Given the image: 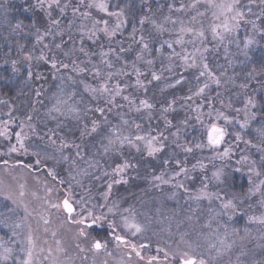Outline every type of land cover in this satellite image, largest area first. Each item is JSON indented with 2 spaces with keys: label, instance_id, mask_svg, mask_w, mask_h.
<instances>
[{
  "label": "snow or ice",
  "instance_id": "obj_1",
  "mask_svg": "<svg viewBox=\"0 0 264 264\" xmlns=\"http://www.w3.org/2000/svg\"><path fill=\"white\" fill-rule=\"evenodd\" d=\"M259 5L262 11L257 15L250 5L242 4V0H180L178 4L168 5V13L163 15L162 22L154 18L155 14L149 6L148 14L137 21L140 28L133 26L131 33L125 37L124 30L129 21L119 0L114 3H110V0H34L31 7L45 13L47 24L43 29L33 25L36 44L41 46V50L36 56L29 52L24 58L29 62L36 60L50 64L58 74V91L51 96V107L46 113L49 119L56 121V127L48 128L45 124L44 134L41 135L33 123V113L37 111L34 105L21 119L14 115V105H10L7 100H0V104L9 105L8 111L3 114L6 119H0V158H3V165L15 168L18 164L13 162L10 165L8 157L13 154L27 155V142L34 136L40 139L46 136L55 145V152L46 155L45 159L54 160L55 165L66 166L69 184L74 181L77 186L86 188L87 195L73 200L69 192L66 198L57 203L48 199L52 190L46 185L47 195L40 197L36 192H29L25 184H19L18 189L13 190L0 180V196L13 205L6 212H0V227L7 229L15 241L23 245L20 249L22 257L15 256V250L10 246L12 241L0 237V261L5 264L9 260H13L14 264H74V258L69 255L61 240H55V247L47 239L41 242L36 235L39 228H33L32 219L36 215L38 223L49 225V210L55 209L66 213L65 223L76 226L74 247L79 253L106 252L110 256L112 253L108 251V242L103 241L95 232L96 228L107 227L112 231L111 239L116 247L123 246L130 250L123 253L127 257V264H135L136 258L146 261V264H264V243H260L264 241V213L248 216L249 224L261 226L258 236H253L252 229L248 227L241 234V229L232 227L229 222L236 214H244L240 209V205L245 202L244 198L209 191L207 176L202 178V187L193 192L184 181L194 179L192 173L197 169L203 171L207 165L198 160L189 168L175 152L162 161L164 165H174V168L171 171L163 169L153 175V186L161 190L167 186L172 190L169 199L175 198L182 190L188 200L207 201L209 205L213 200H218L220 205L218 209L211 206L208 208L210 215L203 225L207 231L197 233L196 239L189 238L190 233L186 231L178 232L174 244L166 243L165 247H157V254L145 257L138 249L150 245L141 243L137 246L117 231L122 225L123 229L135 236L145 231L144 226L136 221L132 207H122L119 199L112 198L114 185L128 184L126 174L138 165L121 159L119 163L108 166L105 159L123 157L125 148L134 149L137 153L143 149L148 157H156L165 150L168 143L185 154L206 148L212 150L214 155L209 162L230 158L233 148L226 143L229 135L227 128L233 123L238 124L240 129L251 127V122L257 119L258 114L253 111L257 104L254 98L247 96L241 107H234L231 101L225 102L219 92L213 96L211 89L213 86L219 89L222 85L235 83L234 75L229 74V69L235 64L234 60L229 59L230 46L235 45L241 49L239 32L242 25L250 24L253 31H260L264 35V30L257 27V21L264 17V0H259ZM2 6L4 4L0 3ZM98 13L102 15L98 16ZM177 13L179 15H174ZM249 15H255L256 19H249ZM205 20L208 21L207 26ZM4 21L13 32L24 31L23 22L12 23L7 12ZM145 24L152 29L148 36L144 34ZM164 36L167 38H160ZM149 39L158 47L150 46ZM254 42L252 37L244 38L242 51L245 56L248 47ZM210 44L213 46L209 47ZM221 47L227 65H217V71L210 66L208 53L219 51ZM133 50L135 56L130 64L123 54ZM10 63L13 72H18V61L12 60ZM174 69L183 71L176 72L178 78L172 79ZM190 70H195L194 86L189 87L186 96L173 97L166 102L161 113L164 130L157 129L154 133L150 121L151 110L155 106L148 99L138 98L136 92L147 93L148 85L153 82H158L160 91L174 88L185 82L187 77L184 73ZM254 72L255 69L247 73L248 79L253 78ZM133 77L134 83H130ZM28 78H32L31 71ZM239 87L246 90L248 84L242 83ZM34 95L37 102L42 103L38 99L43 95L42 91L37 89ZM178 102L185 110V115L178 123H173L167 113L175 112ZM225 109L242 116L239 119L230 116ZM145 110L149 121L147 128L138 122L139 117L135 115ZM110 115L114 116V120L109 119ZM65 120H74L80 124V142L68 141L58 134L57 129ZM192 120L201 126L202 139L190 146L182 140V132ZM254 132L255 143L252 139H243L239 132L235 133V139L259 152V160L242 155L237 164L243 167L235 170L239 172L246 167L252 186L245 196L249 199L259 196V204L264 208V124L255 128ZM94 135L98 147L95 143L90 145L86 140ZM66 149L73 151L65 154ZM32 155L39 157L40 152L34 150ZM40 163V159H37L36 164ZM19 166L32 167L22 163ZM222 174L223 169H219L212 173V178L223 183ZM47 175L54 181L59 177L55 167ZM252 177L259 179L253 182ZM86 179L90 182L87 185ZM92 181L99 182L102 189L99 199L93 194ZM59 182L65 183L64 180ZM29 195L42 200L47 208L42 205V210L34 215L35 209L30 207L27 200ZM18 210L23 214L17 216ZM117 217L120 225L117 224ZM43 231L47 233L49 228L44 227ZM51 235L55 238L57 232L52 231ZM172 235L169 229V236ZM251 240L257 241L256 247L261 249L260 253L248 248L246 242ZM85 244L87 247L82 246ZM257 255L259 258H256ZM81 259L86 260L87 256ZM121 264H125L124 260Z\"/></svg>",
  "mask_w": 264,
  "mask_h": 264
},
{
  "label": "rangeland",
  "instance_id": "obj_2",
  "mask_svg": "<svg viewBox=\"0 0 264 264\" xmlns=\"http://www.w3.org/2000/svg\"><path fill=\"white\" fill-rule=\"evenodd\" d=\"M154 1L178 4L179 0ZM33 2L34 0H6L5 3V0H0V3L4 4V6L0 7V52H5L4 54H6L4 56V62H0V68H2L0 69L2 70L0 72V82L4 83V79L7 77L17 84L21 94L25 91L26 94L20 104H10L14 105L16 108L14 115L22 119L24 114L26 112H30L34 105L37 111L33 113V123L37 125L38 131L41 135H43L45 131V124H47L48 128L56 127V121L49 119L46 116V113L48 112L49 107H51V96L58 91L60 80L57 78L58 74L51 68L50 64H45L42 61L36 60L29 62L24 58L29 52H31L33 56L39 54L41 46L36 44L35 28H33V25H35L36 28H40L45 25H40L39 23H36V21L42 22L43 20H47L45 13L33 10L31 7ZM12 3H14L16 9L19 8L21 3H27L29 5L32 22L31 25L24 24V31L17 30L13 32L10 26H6L4 21L5 12H7L8 19L11 22L14 20V16H18V14L14 15L13 12L9 10V6ZM242 4L250 5L253 13L257 15H259L262 11L259 5V0H251V2L250 0H242ZM25 12L27 13V10H25ZM167 13L168 11L165 14ZM97 15L99 16L102 14L98 13ZM174 15L179 14L177 13ZM162 18L163 16L156 20L158 22H162ZM248 18L256 19V16L249 15ZM207 23L208 21L205 20V26H207ZM257 27L258 29L264 30V17L257 21ZM144 29L145 36H148V33L152 31L150 25L148 24L144 25ZM246 36L254 38L255 42L248 47L247 55L245 56L242 49L244 45V38ZM160 38H167V36ZM239 38L241 41V49H237L235 45H231L229 56V59L235 61L234 66L229 69V74L234 75L235 77V83L222 85L219 89L213 86L211 93L215 96L216 93L219 92L221 94V98H223L225 102L231 101L234 107H241L245 98L247 96H251L257 104V108L253 111H255L258 115L257 119L251 122V127L248 129H240L239 125L235 123L228 126L227 131L229 132V135L226 137V143L230 144L233 148L230 158H226L224 160L213 159L209 162L214 155V151L212 150L206 148L203 151L194 150L191 154H185L182 150L175 148L170 143L166 144L165 150L159 153L156 157H148L143 149L140 153H137L134 149L125 148L123 157L105 158L108 166H111L114 163H119L121 159L129 160L138 165L137 168L130 169L126 174L125 178L129 180L128 184L114 185L112 198L119 199L122 207H132L135 213L136 221L144 226L145 231L143 233L133 236L126 229H123L122 225H120L119 217H117V224L120 225L117 229L119 234L125 235L130 242L137 244V246L141 243L150 245L148 248L138 249L145 257L157 254L155 251L157 247H165L166 243L174 244V241L178 239V232L186 231L190 233L189 238L196 239L197 233L207 231V229L203 228V225L210 215L208 208L211 206L218 209L220 205V201L218 200H213L211 205H209L207 201L196 202L188 200L186 194H184L182 190L175 198L169 199L168 197L171 195L172 190H170L167 186H165L163 190L153 186V175L159 174V172L163 169L171 171L174 168V165H164L162 163L163 159L171 156L173 152H175L180 159L184 160L185 164L189 168H191L193 164L197 163L198 160L207 165L206 169L203 171L197 169L192 173L194 179L184 181L188 188L192 189L193 192L198 191L202 187V178L207 176L209 178L207 181L209 184V191L226 193L228 197L235 195L244 198V204L240 205L241 212L244 214H236L234 219L231 220L229 224L232 227L241 229V234H243V229L245 227L252 229L253 236H258L260 234L261 226L249 224L248 216L261 215L264 213V208H262L259 204V196H253L250 199L245 196L249 188L252 186L249 183V175L246 167L239 172L235 170L236 168L243 167L240 164H237V160L242 155H249L250 157L259 160L260 153L245 145L242 141H237L235 139V133L239 132L243 139H252L253 143H255L254 129L264 124V117L261 114L264 107V82L260 83L257 73H253L252 79H248L247 76V73L253 69L251 66H248L252 61V52L254 50L257 51V49H261L264 52V35H262L260 31H253L250 24H244L240 29ZM101 39L103 40L104 38L101 37ZM149 43L150 46L158 47V44H155L152 39H149ZM2 46L6 47V49L2 48ZM21 46H23V48H21ZM212 46L213 45L211 44L209 45V47ZM135 47L136 46H134V49ZM12 54L13 56L11 57ZM123 56L131 64L134 60L135 51L126 52ZM208 56L210 66L214 70L218 71L217 65H227V62L224 59L223 47H221L219 51L208 53ZM12 60L18 61L16 65L19 69L18 72H13L12 65L10 63ZM5 61H8V63ZM157 68H159V65H157ZM29 71L32 72L31 79L28 78ZM178 71L183 70L174 69L172 79L178 78L175 75ZM194 73L195 70L185 72L184 76L187 77L185 82L194 85ZM38 76L43 78H37ZM134 79V77L131 78L129 82L134 83ZM242 83L248 84V88L246 90H242L239 87ZM180 85H177L174 88H168L165 91H160L158 82H153L148 85L147 93L140 91L136 92V96L138 98L148 99L155 106L154 109L151 110L150 121L154 133L157 129L164 130V121L161 113L163 107L166 106V103H164L165 95L173 93L169 98V100H171L179 94L178 88ZM37 89L41 90L43 93V95L38 98L39 101H42V103L37 102V98L34 95V92ZM259 97H261V102ZM8 107V104H0V119H6L3 114L8 111ZM176 108L177 110L175 112L167 113L168 119L172 120L173 123H178L185 115V110L180 107L179 102L177 103ZM120 111H123V109ZM225 111L226 114L236 116L238 119L242 116V114H236L230 109H225ZM146 112L147 110L141 112L140 114H135L139 117L138 122H142L145 128H147L149 124ZM109 119L114 120V116L110 115ZM17 123H19V121H17ZM57 131L59 135H62L68 141L80 142L79 136L81 126L74 120H65ZM201 133L202 128L199 123L192 120L190 121V125L187 129L182 132V140L188 142L191 146L202 139ZM86 140L90 145L95 143L97 147L99 146L95 135L93 137L86 138ZM27 143L29 144V152L27 155L13 154L11 157H8V159L10 161V165L13 162H23L25 164H30L32 166L31 169L18 166L11 168L10 166L2 165L0 166V180H3L5 184L10 185L13 190L18 189L19 184H25L29 192H36L40 197L47 195L45 192L46 185L52 190L48 199L57 203H59L66 195H69V192H71L73 200L79 199L82 195H87L86 188L77 186L74 181L69 184L66 166L55 165L54 160L45 159L46 155H51L55 152V145H52L46 136L44 139L34 136ZM224 146L225 145H222L221 147ZM34 150L40 152L39 157L32 155ZM71 151L73 150L66 149L65 154H68ZM56 155L58 156L59 153H56ZM135 158L139 161L133 160ZM2 159L3 158H1V162ZM37 159H40V164H36ZM52 167H55L56 172L59 173V177L55 181L47 175V172ZM219 169H223V174L221 176L223 183L212 178V173ZM32 173H34V175L37 173L38 177H32ZM252 179L253 182H256L259 178L252 177ZM60 180H64L65 183L61 184L59 182ZM38 181H40V183H38ZM89 183L90 182L86 179L85 184L87 185ZM91 186L93 194L97 195V198L99 199V192L102 191L99 187V182L92 181ZM27 200L30 207L35 209L34 215L38 214L42 210V205L43 208H47V205L44 204L42 200H36L30 195L27 197ZM10 207H13L11 202L4 200L3 197L0 196V212H6ZM104 210L107 211V209ZM22 214V211L18 210L17 216ZM125 215H127V213H125ZM49 216L51 223L47 226L43 225L42 222L38 223V215H36L35 219H32L33 228H39L36 235L40 238L41 242L44 239H47L49 244L53 247H55V240H61L62 245L67 249L69 255L74 258V264H104V261H107V264H121L122 260H124L125 264H127V257L123 256L125 250L117 248L108 235H100L97 231L95 232L99 234L101 238L103 237L102 240L108 242V251L112 254L109 256L106 252H101L99 254H94L92 252L79 253V251L74 247V230L76 226L64 222L66 214L63 211L50 209ZM189 217H191V219H189ZM44 227H48L49 232L45 233L43 231ZM169 229L173 234L172 236H169ZM52 231L57 232V236L55 238L51 235ZM0 237H3L5 240H11L12 243L10 246L15 250L14 255L22 257L20 249L23 245L17 243L7 229L0 227ZM21 239L23 238L21 237ZM246 243L248 248L254 249L257 254L260 253L261 249L256 247L257 241L251 240ZM260 243H264V241H260ZM82 246L87 247L86 244ZM83 256H87V259H81ZM256 258H259V256L257 255ZM0 264H5V262L0 261ZM6 264H14V261L9 260ZM45 264H47V262H45ZM135 264H146V261H140L136 258Z\"/></svg>",
  "mask_w": 264,
  "mask_h": 264
},
{
  "label": "trees",
  "instance_id": "obj_3",
  "mask_svg": "<svg viewBox=\"0 0 264 264\" xmlns=\"http://www.w3.org/2000/svg\"><path fill=\"white\" fill-rule=\"evenodd\" d=\"M114 2H115V0H110V3H114ZM179 2H180V0L178 1V3ZM119 3H120L121 7L125 8V13H126L128 21H129L128 26L125 28V31H124L125 37H127L131 33L133 26L137 27V29L140 28L137 21L143 15L148 14V7L149 6L152 8V12L155 14L154 18L159 19L161 16H163L168 11V5H169L168 2L167 3H161V2L154 1V0H119ZM125 5H127V7H125ZM24 7H25V10L27 9V13L25 12ZM9 10H11L14 15L18 14V16L13 17L14 20L12 21V23H15L16 21H22L23 24L31 25V22H32L31 16L32 15L30 13V8H29V5L27 3H25V4L21 3L19 5L18 9H16L14 3H12L9 6ZM36 23H39L40 25L43 24L46 26L47 20H43L42 22L36 21ZM45 26H41L40 29H43ZM2 48L6 49V47H4V46H2ZM4 53L5 52H0V62H4V56L6 55ZM12 56H13V54L11 55V57ZM248 66H251L253 69H255L254 73L258 74V76H259L258 79L260 80V83L264 82V52L261 49H257V51L254 50L252 52V61ZM4 68H6V67H4ZM0 69H2V68H0ZM1 71L2 70H0V72ZM192 86H194V85L189 84L187 82H184L178 88L179 94H177L175 97H178L181 95L186 96L188 94L189 87H192ZM25 94H26L25 91L23 94H21L19 92V88H18L17 84L14 83L13 81H11L7 77H5L4 83L0 82V100H7V101H9V104L16 105L18 103L20 104V102L22 101ZM172 94L173 93H169L168 95L167 94L165 95L164 103H166L169 100V98ZM259 98H260V102H261V97H259ZM261 114H264V107H263V111L261 112ZM262 116L264 117V115H262ZM133 160L139 161L137 158H135ZM32 174H33L32 177H38L37 173L35 175H34V173H32ZM95 231L100 233V235L101 234L105 235L104 233L99 232V230L97 228ZM100 238H101V236H100Z\"/></svg>",
  "mask_w": 264,
  "mask_h": 264
},
{
  "label": "flooded vegetation",
  "instance_id": "obj_4",
  "mask_svg": "<svg viewBox=\"0 0 264 264\" xmlns=\"http://www.w3.org/2000/svg\"><path fill=\"white\" fill-rule=\"evenodd\" d=\"M99 231H101V233H104L106 236L108 235L109 238L111 239L112 237V231L110 228L104 227V228H98ZM121 249L125 250V251H130L129 249H125L123 246L120 247ZM139 260V259H138Z\"/></svg>",
  "mask_w": 264,
  "mask_h": 264
},
{
  "label": "bare ground",
  "instance_id": "obj_5",
  "mask_svg": "<svg viewBox=\"0 0 264 264\" xmlns=\"http://www.w3.org/2000/svg\"><path fill=\"white\" fill-rule=\"evenodd\" d=\"M114 245H115V243H114ZM116 246V245H115Z\"/></svg>",
  "mask_w": 264,
  "mask_h": 264
},
{
  "label": "water",
  "instance_id": "obj_6",
  "mask_svg": "<svg viewBox=\"0 0 264 264\" xmlns=\"http://www.w3.org/2000/svg\"><path fill=\"white\" fill-rule=\"evenodd\" d=\"M1 163V162H0ZM66 214V213H65Z\"/></svg>",
  "mask_w": 264,
  "mask_h": 264
}]
</instances>
